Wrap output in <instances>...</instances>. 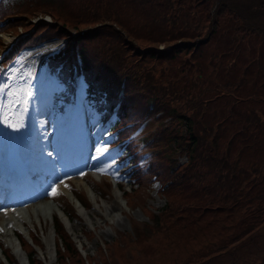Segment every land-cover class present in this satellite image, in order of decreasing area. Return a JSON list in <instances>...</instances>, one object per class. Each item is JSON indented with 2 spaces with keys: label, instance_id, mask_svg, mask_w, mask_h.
<instances>
[{
  "label": "trees",
  "instance_id": "1",
  "mask_svg": "<svg viewBox=\"0 0 264 264\" xmlns=\"http://www.w3.org/2000/svg\"><path fill=\"white\" fill-rule=\"evenodd\" d=\"M19 25L17 44L67 38L42 62L62 84L56 107L75 93L73 53L87 97L109 111L119 103L117 124H131L122 136L156 121L134 175L158 177L167 196L155 232L172 249L153 255L172 260L161 264H264L247 258L264 248V0H0V31ZM57 224L58 263H83Z\"/></svg>",
  "mask_w": 264,
  "mask_h": 264
},
{
  "label": "rangeland",
  "instance_id": "2",
  "mask_svg": "<svg viewBox=\"0 0 264 264\" xmlns=\"http://www.w3.org/2000/svg\"><path fill=\"white\" fill-rule=\"evenodd\" d=\"M35 16L36 15H32L31 20L34 21L36 19ZM71 30L75 29L71 28ZM24 33L27 32L25 31V27L21 25H19L18 28H4L0 31V75L2 74L0 76V118L2 116L8 118L13 114L11 112H14L13 109L16 105H20L19 108L23 109L27 103L28 106H31V104L33 106L37 103L41 104L40 102L42 101L45 109L44 113L33 114L36 121L34 125L35 131L36 134L39 135V139H37V141L35 140L36 142L33 143V148L37 150L36 159L40 160L42 155L46 156L48 161L53 165H51V168L53 167V170L56 172V179L49 185L48 192L45 196L48 197V201L52 202V204L54 203L53 201L56 200V202L67 210V213L74 216L71 218V222L77 223L76 234L79 238H76L75 234L68 230L69 234L65 230V226L63 229L72 240L74 239L73 241L74 243L76 242V247H81L79 245L80 242V244H83L82 250H84L82 254L77 248L83 263L73 260L72 258H67L66 264H155V262H157L156 264H161V261L167 262L172 260L170 255L160 261L158 260V255H153L154 248L162 249V246H165L168 250L172 249L170 245H164V240H160V233L155 232V227L159 224V217L162 214V208L167 203L166 194L160 190L162 180L158 177L152 176V181L147 182L148 177L144 176L142 181L139 180L140 184L136 187V181L138 180L136 179V181H134V177L132 176L135 166L131 167L126 163L125 168L127 170L125 172H123V168L121 169V167L120 169L115 167L112 172H117L120 175L119 180L123 183L121 186L124 185V188L128 187L130 189L132 185L131 192L125 191L123 187H120L121 189L119 192L117 187L107 182L104 178H101L102 180L95 179L97 182H100L96 183L95 186L99 189L98 193L101 194L104 199L99 197L98 194H95V200L88 197L84 201L88 207L87 210L89 211V217L91 219L89 221H85L86 219H84L82 213V215L79 213L76 206L74 207L68 197L62 195V187H64L63 184L65 183L68 184V186L83 188L82 185H78L77 182H75V177L80 175L78 172L83 173L88 171L86 172L88 174L85 175L84 178L89 177L90 179V175L93 177L90 169L86 166H80V170H78L77 173L66 169L68 165L65 164V160H69L64 159V156H66L68 151L66 147L69 143V138L72 140L77 132L96 134V145L94 148L95 151H98L102 146V140L108 135H111V138L106 140V146H109L108 144L110 141L114 142V140L117 139V132L115 130H110L114 123L111 122L112 124L108 125L101 122L99 112L94 108L99 105V102L95 99H92L94 103L90 101L91 104H89L83 101V103L78 105V110L76 112L77 119H75L74 122L71 121L73 123L69 122L71 118L70 114L76 110L77 101L71 106V103L65 104L64 101H61L60 104L62 105V109L57 106V108L60 109L57 110L55 103L57 99L55 97L53 99V90L61 86L59 76L54 74L50 66L39 64L41 59L50 52L60 47L63 49L66 46L63 45L65 42L62 40L64 39H47L45 42L35 47L24 45V42L17 44ZM17 46L19 47L18 50L16 49ZM19 113L20 112L16 114L19 115ZM20 117L21 119H18V121L23 120L19 124L23 123L26 118ZM133 124H135V122H133ZM155 125L156 121L151 120L146 125L140 124L139 126L138 124L135 127L133 135L135 139H137L135 143L139 152H143L146 148L140 140V137L144 134V131H141V129L151 130ZM78 145H80V142ZM121 147L122 146H111L110 149L115 148L116 151L110 154L109 157L116 155L117 152L122 153L123 149ZM99 154V151L96 154H92V158H96ZM172 154L176 156L180 162H184L187 159L186 152L182 153L175 149L171 152V155ZM109 157L100 162V168L93 169L96 170L97 173L104 172L101 168L110 162ZM125 159L126 158L123 160ZM129 178H131L130 181L128 180ZM90 182L94 186V183L92 181ZM122 193L127 198V202ZM51 196L54 199H52ZM8 208L11 209V207ZM8 208L6 209L7 211ZM111 209L114 212L109 214V210ZM48 224V232L44 230V224L41 226L35 223V228L34 226H29L31 229H34L31 232L34 233L36 240L45 241L47 238L51 240L53 244L55 241L60 243L62 239H60L59 234L57 235L55 233L52 219L48 221ZM24 239L25 243L29 245L27 250L29 251L32 248V251L36 252L35 255L37 254L36 257L41 260L43 264H59L57 260L58 254L56 255L55 253L56 245L53 252L47 254L45 251L39 249L38 245L28 243L25 237ZM6 240L7 238L4 233L0 236V246L6 249L7 252L13 254ZM7 248H9V250ZM242 249H244V247ZM251 250H255L254 256L256 258L247 257L249 251L246 252L245 255L249 258V262L259 263V258L264 257V248L254 247ZM229 257L230 256L225 255V259L223 260H227ZM15 259L21 264L17 257H15ZM87 259H89V262ZM192 260H194V258H192ZM169 262L164 264H171ZM227 262L228 261H224L223 264ZM0 264H6L1 254ZM213 264H216V262L214 261Z\"/></svg>",
  "mask_w": 264,
  "mask_h": 264
},
{
  "label": "bare ground",
  "instance_id": "3",
  "mask_svg": "<svg viewBox=\"0 0 264 264\" xmlns=\"http://www.w3.org/2000/svg\"><path fill=\"white\" fill-rule=\"evenodd\" d=\"M19 106L20 105H16L15 108L13 109L14 113L20 112L19 113V117L20 116H24L25 114L28 113L27 110H25L24 108H23L24 109L23 110L22 108H19ZM40 161L41 162H49L48 160H46V157L45 156H42L41 159H40ZM91 166L93 168L100 167L101 166V163H100V161H96ZM78 170H79V168L77 167L75 169V171L77 172ZM75 181L77 183H79V184H83L89 190V192L91 193L90 196H92L93 199L95 200V197L94 196H95L96 193L94 192L93 188H91L89 186V184L84 180V177L83 176L77 175L75 177ZM64 189L67 191L69 197H71V199L74 202L77 203L78 211L83 214L84 219H86L85 221L91 220L90 217H89V211L86 209V207L84 206V204L72 193V191L67 186H65ZM118 190L120 192V188H118ZM47 204H49L47 201L46 202L45 201H41L40 203H37L34 206L30 207V210L31 211L29 209H26L25 212H28L30 214L32 212L33 213L35 212V215H37V216H39V215L42 214L40 216V218L39 217L37 218L39 220V222L42 223V225L44 224L43 220L45 222H47L48 219L52 217L53 213L56 212L59 215V218L61 220H63L66 223L67 227H69V229L75 234L76 238H79L78 235L76 234V225H77V223L71 222V220H70L69 216L66 214V212H64L58 205L57 206L51 205V208L52 209L50 210V209L47 208L48 207ZM19 205H21V204H15L16 207L19 206ZM45 206H47V207L45 208ZM18 211L19 210L13 211L11 213H3V212L1 213V217L2 218L0 219V232L4 231L5 228H7V230H9L10 228H12V226L15 223L16 220H19L20 221V219H24L26 217L25 216V213L23 211L21 213H19ZM112 212H114L112 209L109 210V214H111ZM15 217H16V219H14ZM54 225H56V224H54ZM44 229H45V227H44ZM46 230H47V228H46ZM12 231L13 232H11L10 230L8 232L6 231V234H5L6 237L9 236L7 238V240H8L7 242H9V245L11 246L12 251L15 253V255L23 263H25L26 261H28L27 260V257H28L27 252L24 250L26 248V246H25L23 240L21 239V237L18 236V235H16V233H15L14 230H12ZM11 234H12V237H11ZM37 244H38L39 248L42 251H45L48 254H50L51 252H53V249L55 247V244H53L52 241L49 240V239H47V238L45 239V241L44 240L43 241H39V243H37ZM2 253H3V255L5 256V258L7 260H10V258H8L7 254H5V252L3 250H2Z\"/></svg>",
  "mask_w": 264,
  "mask_h": 264
},
{
  "label": "snow or ice",
  "instance_id": "4",
  "mask_svg": "<svg viewBox=\"0 0 264 264\" xmlns=\"http://www.w3.org/2000/svg\"><path fill=\"white\" fill-rule=\"evenodd\" d=\"M10 127H11V125H9ZM16 130H18V129H16Z\"/></svg>",
  "mask_w": 264,
  "mask_h": 264
}]
</instances>
